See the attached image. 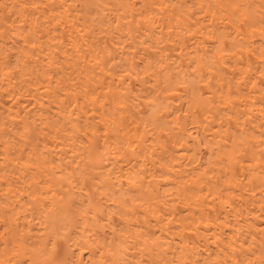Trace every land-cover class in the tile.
<instances>
[{
    "label": "bare ground",
    "instance_id": "obj_1",
    "mask_svg": "<svg viewBox=\"0 0 264 264\" xmlns=\"http://www.w3.org/2000/svg\"><path fill=\"white\" fill-rule=\"evenodd\" d=\"M0 264H264V0H0Z\"/></svg>",
    "mask_w": 264,
    "mask_h": 264
}]
</instances>
